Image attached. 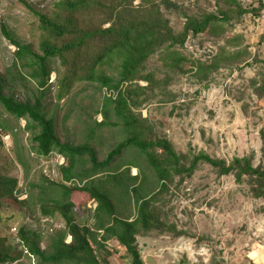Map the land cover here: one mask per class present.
<instances>
[{"label":"rangeland","instance_id":"rangeland-1","mask_svg":"<svg viewBox=\"0 0 264 264\" xmlns=\"http://www.w3.org/2000/svg\"><path fill=\"white\" fill-rule=\"evenodd\" d=\"M56 1L0 0V73L6 74L11 85L6 92L18 99L33 100L36 94L31 81L14 80L19 70H25L18 68L16 48L5 38L1 25L17 42L38 50L39 14L52 15ZM151 1L156 5L161 2ZM171 1L178 3L177 9L160 7L175 33L182 31L189 17L200 20L202 15L213 14L220 19L196 36L189 33L184 46L176 47L179 67H166L164 63L171 58L161 49L147 59L144 70L155 73V81L147 93L134 97L137 101L146 99L132 109L133 113L147 119V134L166 137L175 151L188 160L200 152L227 162L251 155L254 167L264 166V0ZM138 3L139 0L133 2ZM240 9L248 12L236 17ZM50 66L62 74L58 59H51ZM60 78L58 73H52L41 98L44 110L55 120L56 134L73 144L88 142L98 160H103L125 137L118 125L97 126L103 120V98L115 97L117 91L100 90L95 83L77 79L62 93L57 83ZM132 85L146 87L148 83L138 80ZM58 93L62 94L60 98ZM25 124L0 105V245L10 250L14 260L4 264H46L27 253L20 229L39 235L41 248H46L49 237L59 230L66 232L67 242L71 240L62 216L56 212L46 217L39 206L47 202L51 189L43 178L60 181L58 165L65 159L55 153L47 158L38 156ZM188 160L183 162L188 165ZM126 161L134 164L128 169L129 176H136L137 184L144 178L145 190L156 193L151 207L162 223L136 235L144 264H264V198H256L246 181L237 183L233 175L222 176L200 164L190 176H175L167 183L168 188L161 190L144 153L129 147L114 163L123 166ZM90 167L86 163L78 170ZM32 183L44 185L45 193L29 187ZM132 200L124 204L130 220L136 217ZM73 201L77 207L75 222L94 229L97 203L77 195ZM117 209L126 217L127 212L119 206ZM101 238L102 232L97 236L98 244L90 241L101 264H132L126 248L117 240Z\"/></svg>","mask_w":264,"mask_h":264},{"label":"trees","instance_id":"trees-1","mask_svg":"<svg viewBox=\"0 0 264 264\" xmlns=\"http://www.w3.org/2000/svg\"><path fill=\"white\" fill-rule=\"evenodd\" d=\"M134 1L57 0L53 4L56 11L52 15L39 14L41 39L38 50L17 42L1 25L5 38L16 48L14 56L16 63L19 61L18 68L25 70V73L19 70V77L14 80L29 84L32 82V91L36 95L32 100L18 99L13 93L8 94L6 88L11 89V85L7 83L6 74L0 73V105L18 122H26L24 129L31 133L33 149L38 156L47 158L55 153L65 159L64 164L58 165L60 181L43 178L48 180L51 189L47 202H42L39 206L46 217L54 216L56 212L62 216L71 240L67 242L66 232L59 230L49 237L47 247L41 248L39 235L20 229L27 253L38 257L43 263L101 264L90 241L98 244L97 236L102 232L101 240L114 238L126 248L132 264H144L136 235L140 230L148 232L162 223H159L151 207L156 193L145 190L144 178L137 184V177H130L128 174L129 167H134V164L126 161L123 166H115L116 157L129 147L144 153L160 182L161 190L168 188L167 183L172 182L175 176H190L200 164H206L219 175H233L237 183L246 181L251 185V191L256 198H264V166L254 167L251 155L235 157L227 162L200 152L188 160L185 155L175 151L166 137H151L147 134V119L133 113L132 109L146 99L137 101L134 97L147 93L155 81V73L144 70L147 59L161 49L168 52L167 56L171 58L164 65L179 67L180 55L175 51L176 47L184 46L189 33L196 36L204 32L211 22L220 19L213 14L202 15L200 20L189 17L182 31L175 33L169 20L164 18L160 5L166 9H177L178 3L160 0V4L156 5L151 0H139L134 5ZM148 3L151 4L149 8L146 7ZM247 12L245 9L237 10L236 17ZM224 14L227 19V14ZM107 23L110 25L105 28ZM236 56L240 57V53H236ZM51 59L59 60L63 67L62 74L50 66ZM53 72L61 76L57 83L62 93L67 92L77 79L95 83L100 90L107 88L117 91L115 97L103 98V120L96 124L100 127L118 125L125 137L108 151L103 160H98L94 148L88 142L73 144L62 141L56 134L55 120L48 116L41 101ZM138 80H144L148 85L133 87L132 82ZM124 83L130 84L126 88L121 87ZM61 95L58 93V98ZM183 159L188 160V165ZM86 163H90L91 167L79 171L78 167ZM105 172V177H95ZM29 187L39 188L42 195L45 193L44 185L32 183ZM113 190H117L116 193ZM10 191L13 195V191ZM75 195L97 203L93 214L94 229L75 222ZM130 199H133L136 215L133 220L127 218L130 214L124 205ZM39 201H43L42 196ZM117 206L127 212L126 217L118 214ZM8 251L0 245V264L13 260Z\"/></svg>","mask_w":264,"mask_h":264},{"label":"built area","instance_id":"built-area-1","mask_svg":"<svg viewBox=\"0 0 264 264\" xmlns=\"http://www.w3.org/2000/svg\"><path fill=\"white\" fill-rule=\"evenodd\" d=\"M63 159V158H62ZM69 242V241H68Z\"/></svg>","mask_w":264,"mask_h":264}]
</instances>
